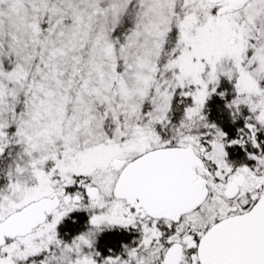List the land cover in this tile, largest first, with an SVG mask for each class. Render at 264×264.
Returning a JSON list of instances; mask_svg holds the SVG:
<instances>
[{"label":"snow or ice","instance_id":"snow-or-ice-1","mask_svg":"<svg viewBox=\"0 0 264 264\" xmlns=\"http://www.w3.org/2000/svg\"><path fill=\"white\" fill-rule=\"evenodd\" d=\"M262 134L264 0H0V264H264Z\"/></svg>","mask_w":264,"mask_h":264},{"label":"trees","instance_id":"trees-1","mask_svg":"<svg viewBox=\"0 0 264 264\" xmlns=\"http://www.w3.org/2000/svg\"><path fill=\"white\" fill-rule=\"evenodd\" d=\"M127 23L128 22L126 21V25ZM216 97L217 96L214 94L213 100L209 103L207 111L210 117H213L216 122L218 120V123L222 125L220 120L225 118V110L222 106L223 103L216 101ZM174 116H178L177 113ZM18 151L19 147L12 145L6 149L3 156H0V187H3L7 183V178L4 175V172L7 170L8 165L12 163L13 158L16 156ZM88 225V213L84 210H77L62 220L58 226V231L63 239L69 240L84 232ZM131 239L132 236L127 235L124 231L104 230L98 235L96 246L102 255L107 256L112 253H120L123 246ZM109 250H111V252Z\"/></svg>","mask_w":264,"mask_h":264},{"label":"flooded vegetation","instance_id":"flooded-vegetation-1","mask_svg":"<svg viewBox=\"0 0 264 264\" xmlns=\"http://www.w3.org/2000/svg\"><path fill=\"white\" fill-rule=\"evenodd\" d=\"M217 100L216 101H220L222 102V106L225 110V118L223 120H220L221 122V126L224 128L225 131H227L229 133V136L230 137H235L237 135V128L242 126L243 124V121H237L236 123H232L231 121V117H230V114H229V111L227 110L225 104H226V101L224 98H221L220 96H217L216 97ZM231 97H228V99H230ZM213 100V96L210 98V100L208 101V107H209V103L212 102ZM207 107V108H208ZM207 110V109H206ZM209 114V113H208ZM209 119L212 120V121H215L213 119V117H210L209 116ZM216 122V121H215ZM218 123V120L217 122ZM219 124V123H218ZM220 125V124H219ZM264 135V134H262ZM229 153H230V159L233 160V161H236V162H241V161H244L245 158H246V153L244 152V150L236 145V146H232L230 149H229ZM248 163H253L252 161H248ZM84 211L87 212L86 209H84ZM88 213V212H87ZM89 214V213H88ZM104 230H120V231H124L127 235H131L132 236V239L127 241L126 244H132L133 242H137L139 239H140V236H141V233L135 229V228H132V227H122V226H114V227H106L104 228ZM103 230V231H104ZM100 234V233H99ZM98 234V235H99Z\"/></svg>","mask_w":264,"mask_h":264},{"label":"rangeland","instance_id":"rangeland-1","mask_svg":"<svg viewBox=\"0 0 264 264\" xmlns=\"http://www.w3.org/2000/svg\"><path fill=\"white\" fill-rule=\"evenodd\" d=\"M127 26V25H126ZM231 89V84H230V82L229 81H227L226 79H223L222 80V82H221V85H220V88L218 89V91H226V90H230ZM216 96H219V95H217V94H215ZM230 97V96H229ZM174 107H175V105H174ZM182 109H183V105H180L179 106V110H177V111H175V113H174V115L177 113V115L178 116H174V119H178L179 118V116L181 115V112H182ZM12 146V145H11ZM11 146H9V147H11ZM77 210H84V209H77ZM77 210H74V211H77ZM87 210V209H86ZM73 211V212H74ZM87 212L89 213L88 214V218H89V221H90V216H91V212L89 211V210H87ZM71 214V213H70ZM69 216V215H68ZM67 217V216H66ZM65 217V218H66ZM91 227V225H90V223H89V225H88V227H87V229L85 230V231H87L89 228ZM106 228V227H105ZM72 239V238H71ZM71 239H69L68 241H70ZM139 241V240H138ZM137 241V242H138ZM96 249L98 250V248H97V246H96ZM123 250V249H122Z\"/></svg>","mask_w":264,"mask_h":264}]
</instances>
